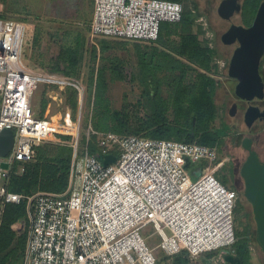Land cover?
Listing matches in <instances>:
<instances>
[{
  "label": "built area",
  "instance_id": "obj_1",
  "mask_svg": "<svg viewBox=\"0 0 264 264\" xmlns=\"http://www.w3.org/2000/svg\"><path fill=\"white\" fill-rule=\"evenodd\" d=\"M183 12L184 3L176 0H94L88 40L97 48L102 39L154 43L162 23L181 21ZM27 29L25 21L0 15V132L11 128L15 134L11 150L0 155V225L7 203L26 200V219L12 224L26 227L23 264H158V251L198 256L228 247L220 254L235 253L239 194L213 172L218 147L92 125L82 146L71 106L36 113L32 98L41 85L77 88L81 106L84 87L76 77L23 63ZM46 94L58 100L56 91ZM63 134L74 138L67 188L28 195L8 190L15 163L35 160L38 142L59 141ZM93 137L98 149L91 151ZM109 154L116 159L106 164ZM188 162L202 163L193 169L195 180Z\"/></svg>",
  "mask_w": 264,
  "mask_h": 264
},
{
  "label": "rangeland",
  "instance_id": "obj_2",
  "mask_svg": "<svg viewBox=\"0 0 264 264\" xmlns=\"http://www.w3.org/2000/svg\"><path fill=\"white\" fill-rule=\"evenodd\" d=\"M184 3L193 9L201 8L204 15H201L197 19V23L201 24L204 32L200 33L202 41H209L211 44L218 47L223 53L218 61V67L213 68L214 76L221 81L219 92L228 93L233 97H238L235 92L237 78L229 74L230 60L233 55V50L236 44L230 43L224 44L222 41V34L229 27V22L218 19V6L221 0H182ZM257 2V1H256ZM250 7L245 11V19L240 21L235 18L233 22L248 25L255 19V1H251ZM256 7V6H255ZM94 9V0H0V11L3 16L11 19L23 20L27 23V32L25 35V44L23 47L22 61L23 63L35 71L40 72H56L59 74H65L64 70L66 66L62 60V52L72 47L78 48L79 52V67L80 72L78 78L84 87V98L82 106L79 102L76 118L80 119L81 123V136L88 133L90 125L93 126L92 116L95 113H101L103 109H100L98 105H94L96 85L92 87L90 85L91 69L96 67L98 69L105 65L106 76L108 85L104 91L108 100V104L112 112L119 111L129 117L131 122H136L140 117H145L147 109L144 106V92L152 90L154 82L161 79L163 81L162 90L167 93V82L170 80L169 75L171 70L165 68L159 70L156 66L155 69L152 64L151 67L147 66L139 69V63L134 53L129 50L128 46L124 44H115L110 41L107 49L102 48L101 41L100 47L97 48V58L94 57L93 47L89 44L88 34L89 26ZM197 26L195 27L196 31ZM164 30V29H162ZM164 35V34H163ZM165 46L152 45L142 43V46L150 57L157 48V52L170 50V47L174 43H177L180 39L179 33H174L170 36L164 37ZM168 41L166 42V40ZM112 40V39H109ZM115 40V39H114ZM120 40H117L118 42ZM123 43L122 41H120ZM140 43V42H139ZM115 44V45H114ZM171 51V50H170ZM137 56V55H136ZM160 55L157 56L159 61ZM159 64V63H156ZM118 66L121 71V76L116 72H113L110 68ZM54 68L55 71L52 70ZM59 68V69H56ZM68 70V69H67ZM141 74H140V72ZM263 74H264V61H263ZM157 73V76H156ZM149 75L151 79L142 81L141 77ZM74 77V76H71ZM147 79V78H146ZM53 90L57 92L58 100L53 101L46 92ZM60 91L57 86L41 85L35 92L32 98L36 113L38 115L43 114L42 102L44 98H48L47 107L43 115L57 114L64 110L66 104L67 93ZM62 97V101L60 98ZM219 104L222 106L219 116L213 123V130L217 127L223 129L230 128V126L223 124L221 115L232 126V132L229 135L223 137L222 143L217 144L219 149V158L214 163V174L225 184H229L235 190H242L243 193L240 198V205L236 213L235 228L237 237L240 236L243 239L248 237L251 257L244 259V264H264V251L262 246L257 240V225L254 218L253 208L251 202L244 195V178L241 175V166L247 157V151L244 149L242 142L245 136L244 123L235 125L233 122V115L235 113L230 112L231 101L226 98L222 100V95L219 96ZM263 99V98H262ZM169 117L173 118V110L170 109ZM98 118L95 119L97 121ZM242 120V118H241ZM263 125V123H261ZM263 128V127H262ZM58 140L50 142L43 141L39 144H56ZM84 143L82 142V146ZM98 149L96 137H93L91 143V151ZM83 151V149H82ZM119 154V152L117 151ZM202 163H191L189 165V173L195 180L197 177L193 172L195 166ZM18 163H15V166ZM25 166V165H24ZM24 166H18L19 173L25 171ZM237 183L235 184L234 182ZM20 222V221H19ZM18 232H23L26 227H21ZM19 228V227H18ZM150 241L153 245L157 243L155 237H150ZM228 247L222 248L216 251H210L202 253L198 256L187 254L189 258L188 264H227L224 258H221L220 252ZM235 250L237 252L236 246ZM239 250V248H238ZM241 251L245 254V249ZM160 257L165 256L163 252L158 251Z\"/></svg>",
  "mask_w": 264,
  "mask_h": 264
},
{
  "label": "trees",
  "instance_id": "obj_3",
  "mask_svg": "<svg viewBox=\"0 0 264 264\" xmlns=\"http://www.w3.org/2000/svg\"><path fill=\"white\" fill-rule=\"evenodd\" d=\"M176 1L183 2L182 0ZM251 1L247 0L245 4L246 10L252 4ZM254 1L255 5L253 6L255 12H257L262 0ZM201 15H204L201 8L198 7L193 10L188 3H184L181 21H165L162 23L160 41L163 40L162 35L165 30L169 35L174 33L180 34L179 41L170 47L171 51L164 50L157 52V48H155L152 55L148 57L140 43H129V50L139 60V69L142 66L146 67V65L151 67L150 64H152L154 69L156 66L159 70L167 68L172 71L169 75L170 80L167 82V93H164L162 90L164 83L161 79L154 82L152 90L147 88L144 92V106L147 109V114L145 117H140L136 122H131L129 117L127 115L124 116L122 112L111 111L108 100L104 98V91L108 85L105 65L98 69L96 67L91 69L90 85L92 87L94 84L96 85L94 105H98L100 109H103L101 113H94L92 116L93 127L95 129L126 135L135 134L152 138H170L186 142L196 141L215 146L222 143L223 137L229 135L233 129L224 120V115H221L222 122L230 126V128L223 129L217 127V129L213 130L212 126L222 108L219 104V96L222 95L219 92L221 81L213 73V68L218 67L217 60L222 57V53L218 47L212 45L209 41L204 42L201 40L200 33L204 32V30L201 24L197 23V19ZM93 51L96 59L98 56L97 47H93ZM158 55H160L159 61L157 60ZM78 57L79 52L77 47H68L62 52V60L66 66L64 70L65 74L74 77L80 75L78 71ZM110 69L117 74L120 73L119 76H121L118 66L114 65ZM52 70L55 71L54 68ZM261 71H263V62L261 63ZM149 75L140 77L145 82L151 79ZM68 90L70 94L68 95L67 93L65 103L71 106L73 115L76 117L79 106L78 90L71 86L68 87ZM47 103L48 98H44L42 102L43 114ZM170 109L173 110V118L169 117ZM96 118H98L97 121H95ZM73 141L72 135L63 134L59 135V141L56 144L37 143L36 159L25 163V171L19 173L17 165L12 168L9 175L8 190L26 195L38 190L64 191L69 183L74 151ZM81 142H85V135H83ZM242 193L243 191L239 189L238 194L242 195ZM240 204L239 199L236 213ZM26 214V200H22L20 203H7L5 205L0 225L1 264L24 263L27 233L26 230L21 233L18 232L12 224L26 219ZM248 241V237L243 239L238 236L233 245L235 253L242 260V264H244L245 257H251ZM238 248L239 250L244 248L245 254L239 251ZM188 262L189 258L186 251H184L173 255L170 259L168 256H159L158 264H188Z\"/></svg>",
  "mask_w": 264,
  "mask_h": 264
},
{
  "label": "water",
  "instance_id": "obj_4",
  "mask_svg": "<svg viewBox=\"0 0 264 264\" xmlns=\"http://www.w3.org/2000/svg\"><path fill=\"white\" fill-rule=\"evenodd\" d=\"M240 0H222L218 11L230 18L236 10L241 9ZM240 45L234 51L230 60L229 74L237 78L235 87L236 95L243 100L251 102L255 98H264V77L261 71V62L264 56V0L261 2L256 17L251 25L233 23L223 34L226 43L235 40ZM238 103L233 107L237 109ZM264 119V109L259 105L249 104L245 111V120L248 126L257 119ZM15 140L14 130L5 128L0 132V155H6L11 150ZM242 145L249 154L241 166V175L245 181L244 195L251 202L254 218L257 225V240L264 251V159L253 148V138L246 136ZM116 159L115 154H109L103 158L104 163ZM190 162L187 163L189 165ZM5 168L8 167L4 163ZM201 170H197L200 174ZM227 264H242L240 256L236 253L225 251L221 255Z\"/></svg>",
  "mask_w": 264,
  "mask_h": 264
},
{
  "label": "flooded vegetation",
  "instance_id": "obj_5",
  "mask_svg": "<svg viewBox=\"0 0 264 264\" xmlns=\"http://www.w3.org/2000/svg\"><path fill=\"white\" fill-rule=\"evenodd\" d=\"M222 1V0H221ZM263 1V0H262ZM242 6H241V9L238 11L236 10L234 12V14L230 17V18H226L224 16H222L219 11H218V19L220 20H223V21H226V22H229V27L227 28V30L230 28V26L235 23L233 22V20L236 18L238 20V18L240 19V21H243L245 19V11H246V8H245V4L247 2V0H240ZM221 3V2H220ZM261 4V3H260ZM220 5V4H219ZM260 6V5H259ZM219 8V6H218ZM258 11V10H257ZM257 13V12H256ZM256 16V15H255ZM254 21V20H253ZM252 21V22H253ZM249 23L248 25L246 24H242L244 26H249L252 24ZM238 24V23H236ZM240 24V23H239ZM225 30L223 32V34L227 31ZM223 34H222V41L224 44H227L229 45L230 43H226L224 40H223ZM232 44H236V47L235 49L233 50V54H234V51L236 50V48L240 45V42L237 40H235L234 42H232ZM213 45V44H212ZM221 52V50H219ZM222 53V52H221ZM222 56H223V53H222ZM233 56V55H232ZM223 58V57H222ZM232 58V57H231ZM220 58H218L219 60ZM217 60V61H218ZM264 61V56L262 58V62ZM261 62V63H262ZM264 77V75H263ZM228 93L226 92H223L222 93V100H224V98H226L228 101H231V106H230V112L231 113H235L232 117H233V123L235 125H239V123H244V130H246L244 133H245V136H250L253 138V148L256 149L260 155L261 158L264 157V119H257L253 124L252 126H248L247 123H246V120H245V111L246 109L248 108L249 104H254V105H259L262 110L264 109V98L263 99H259V98H255L254 100H252L251 102H248L246 100H243V99H240L239 97H233L232 95H227ZM234 102H237L238 103V106H237V109H234L233 107V104ZM242 118V120H241ZM225 120V119H224ZM261 123H263V125H261ZM263 127V128H262ZM243 137V139H244ZM247 153L249 154V151L244 148ZM247 154V156H248ZM247 158V157H246ZM236 180V179H235ZM235 184L237 183V180L236 182H234ZM244 186H245V181H244ZM241 198V195H239V199Z\"/></svg>",
  "mask_w": 264,
  "mask_h": 264
},
{
  "label": "crops",
  "instance_id": "obj_6",
  "mask_svg": "<svg viewBox=\"0 0 264 264\" xmlns=\"http://www.w3.org/2000/svg\"><path fill=\"white\" fill-rule=\"evenodd\" d=\"M93 14V13H92ZM197 29V28H196ZM195 31V30H194ZM196 32V31H195ZM164 35H162V36H164V37H167V36H170L169 34H167V32H166V30H165V32L163 33ZM172 35V34H171ZM163 39V38H162ZM103 40H105V39H102L101 41H103ZM117 40H120V39H112V40H109V39H106V41H104L102 44V48L103 49H107L108 48V46H109V43H110V41H112V42H115V44L117 43V44H124L125 46H128L129 45V43H133V42H135V43H139V42H137V41H130V40H120V41H122L123 43H121L120 41H118V42H116ZM100 41V42H101ZM168 41V39L166 40V42ZM90 44V43H89ZM101 44V43H100ZM114 44V45H115ZM146 44H152V45H156V46H158V45H163V46H165L166 44H165V42H164V39L163 40H161L160 41V37H159V39L156 41V42H154V43H146ZM91 45V44H90ZM140 45L142 46V42H140ZM104 46H107V47H105L104 48ZM91 47H95V46H92L91 45ZM170 258H172V257H169V259Z\"/></svg>",
  "mask_w": 264,
  "mask_h": 264
},
{
  "label": "clouds",
  "instance_id": "obj_7",
  "mask_svg": "<svg viewBox=\"0 0 264 264\" xmlns=\"http://www.w3.org/2000/svg\"><path fill=\"white\" fill-rule=\"evenodd\" d=\"M0 15H1V11H0ZM3 16V15H2ZM3 17H5V16H3ZM221 258H222V256H221Z\"/></svg>",
  "mask_w": 264,
  "mask_h": 264
}]
</instances>
